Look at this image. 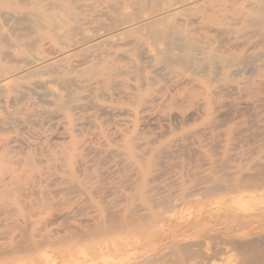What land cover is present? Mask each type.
<instances>
[{
  "label": "bare ground",
  "instance_id": "6f19581e",
  "mask_svg": "<svg viewBox=\"0 0 264 264\" xmlns=\"http://www.w3.org/2000/svg\"><path fill=\"white\" fill-rule=\"evenodd\" d=\"M56 2L71 11L66 0ZM238 18L239 33L227 39L211 27L180 26L164 13L127 20L93 40L80 65L67 55L47 61L41 67L55 75L27 85L18 80L28 79V71L15 74L0 63V97L16 106L0 124L17 133L1 140L0 216L15 219L21 231L0 243V258L61 246L65 264H264V45L258 47L264 0H244ZM46 20L61 25L57 15ZM247 27L251 32H244ZM21 30L18 39L25 35ZM147 43L153 67L166 70L168 80L165 73L142 75L141 89L129 82L132 70L119 58ZM134 69L142 74L141 65ZM240 74L243 79L236 80ZM163 79L174 94L161 95L166 87L157 84ZM217 80L222 83L215 85ZM68 81L74 89H67ZM52 83H66V90ZM39 89L53 109L33 101L42 95ZM129 96V104L121 105ZM199 119V126L191 124ZM251 121L256 127L247 125ZM40 125L55 134L40 136L34 130ZM26 131L37 141L63 144L42 140L31 149L32 141L19 138ZM246 131L253 146L235 151L231 136ZM105 186L117 193L99 200L91 218L65 232L49 229L69 215L63 207L70 201L86 195L88 203ZM51 209L58 210L57 220L40 225L32 218Z\"/></svg>",
  "mask_w": 264,
  "mask_h": 264
},
{
  "label": "rangeland",
  "instance_id": "374dc122",
  "mask_svg": "<svg viewBox=\"0 0 264 264\" xmlns=\"http://www.w3.org/2000/svg\"><path fill=\"white\" fill-rule=\"evenodd\" d=\"M132 1H134L135 3L134 2L132 3ZM219 1L220 0L218 1L217 0H183V1L182 0L181 1H178V0H141V1L140 0H66L67 5L71 8V11H67V12L68 13L70 12L69 14L72 13V15L68 14L67 16L66 15L67 12L65 10H61L60 8H58L59 5L56 2V0H0V13L4 16V20L1 19L3 21H0V22L2 23L5 22L4 29L3 30L0 29V63L5 67H12L13 73L15 74H18L22 71L24 72L28 71L27 73V76L29 77V78L27 77L28 79L18 80V82L21 85H27L29 80H34L35 78H39L41 76L44 78H52L53 75L55 74L46 73L45 68L41 67V65L45 64L47 61H54L56 59H60V57L65 59L67 55L68 56L67 58H69V60L72 63L76 65H80L87 58V55L91 51L90 44L92 43L93 40L97 39L99 35H102L108 31L117 29L121 25V23L127 20L134 19L135 21H140L143 18H150L155 15H159L163 13L168 15L169 21L173 23L176 22V24L180 26L190 25L192 27H195V26L196 27L202 26L204 28L211 27L217 30V32L221 31L220 32L221 34L223 33L224 35H226L225 39L233 38L235 37V35L239 33L238 32L239 26L242 25L237 22H239L238 14L240 10H242V4L244 0H221L220 2ZM133 9L135 10L132 11ZM213 10H214V13H216V11L217 13L214 14ZM223 10H225L226 12ZM9 14L10 15L12 14L13 17L10 16ZM53 15H57L59 17L58 23H60L61 25L56 26L55 23L48 22L46 20L48 16H53ZM6 16L10 20L7 19ZM71 16L73 19L71 18ZM22 17L26 18V20L22 19ZM18 18L21 21H19ZM15 20L18 21L19 23L18 22L16 23ZM26 25H28L27 27L32 25L30 27L31 29H28L29 35H27V32H25L27 27H25L24 32L22 29ZM10 26H13V30H12V27ZM221 29L222 30L225 29L226 32L224 33L225 30L222 31ZM20 30H21L20 33L23 32V34L25 33V35H23V37H20V39H18L20 35L19 34ZM251 30L252 29L250 27H247L244 30V32H251ZM1 33H3V37ZM6 34H8L9 37H6L7 36ZM4 37L7 38L8 43H6L7 42L6 40H5L6 42L3 41ZM17 43H19L20 45ZM76 43H77L76 45L77 47L75 48V50L71 51L70 50L71 47L69 46L71 44H76ZM29 44H30V47H29ZM262 45H264V41L261 43V45L259 44L258 47L263 49L264 46L262 47ZM144 48L146 49L144 50ZM150 48H151L150 43L143 44L141 46L132 48L127 53L125 52L126 54L124 55L125 57L121 56L119 58V60L122 62L124 66L132 70V73H130V75L128 76L129 82L132 85H139L141 89L144 88V86H142L143 84V80L141 78L142 75L158 74L159 76V74H161L163 78V75L165 73L164 77L168 80L167 75H166V70L156 71V69L153 67L154 61L148 56V51ZM247 50H252V49H247ZM139 51L140 52L144 51L145 53H141L143 54L141 56L139 54L140 53ZM6 52L10 53L14 57L13 56L11 57ZM120 52L124 53V51H120ZM32 53L34 56L31 55ZM141 57H143L142 61H140ZM14 59L17 60L19 63L15 61ZM11 60H14V61H11ZM28 60L29 62H26ZM36 60L39 62H36ZM32 61L34 64L30 65ZM138 65H141L143 67V71L141 72L142 74L140 75L134 72L135 71L134 67H137ZM226 70H228V72H231V73H233V71L235 72L234 67H227ZM30 71H33V72L35 71V72L33 73ZM39 72H41L42 74H40ZM70 75L71 77L75 78L78 76V73H72ZM243 77L244 75L240 74L236 77V80L240 81L243 79ZM167 80L163 79L160 81V83L157 84V86L164 85L166 87L165 88L166 90L163 89L161 95L166 96V94H168L167 96H169L170 94H174V92L171 89H169L171 88V85H170L171 83L168 82ZM69 83L70 84L68 85L70 87H67V85H65L66 83H60L58 85L56 83H52V86L57 90H63V91L66 90V88L64 87H67V89L69 90L70 88L74 89L75 84H73V82L71 81ZM221 83L222 81L217 80L215 82V85L221 84ZM168 84L170 85V87ZM194 88L195 89H193L192 91L199 90L198 87L197 88L194 87ZM39 91L42 92V95L41 94L33 95V98H32L33 101L37 102L40 108L48 109V110L53 109V105L50 104L51 103L50 96L45 95V91H43V89H39ZM86 93L87 91L81 90V94H86ZM129 99H130V96L122 97L121 100H123V102L120 104L123 106H127L129 104V101H128ZM15 108H16L15 104L11 102L10 103L5 102L4 98L2 99V97H0V117L1 118L6 117L8 115V112L13 111ZM201 123L202 121L201 119H199L191 124L193 126H199ZM252 123L254 124V121L249 122L247 125H249V127L250 126L256 127V125H250ZM113 125H114L113 121H110V126L112 127ZM4 127L7 128V126H3L0 124V136H1L0 146L2 145L1 143L2 139H5L7 137L8 138L15 137L17 134L15 131L13 132V130L11 129L6 131ZM227 127L228 125H224L218 128L219 130L217 131L224 130ZM34 130L38 134H40V136L42 137H44V135L48 136V135L55 134V128H50L49 125L48 126L47 125L36 126L34 127ZM21 133L22 135H20L19 138H22V140H25V141L30 140L33 142L31 149H36V148L38 149V146L42 145L43 142L51 143L52 145H53V142H55V140L52 141L49 138L41 139V141H37L34 139V136H37V135H31L32 134L31 131H26V132H21ZM249 133L250 131H246L244 133L241 132L239 134L232 135L233 137L231 136L232 143H238L235 147L236 149L235 151H238V152L241 150L247 151L248 148L253 146L251 139L248 137ZM145 134L150 135L152 133L147 132ZM38 142L40 143L42 142V143L39 144ZM62 142H63L62 140H56L55 143L61 145L63 144ZM243 146H246V147H243ZM25 151H27V149ZM110 176H114V175H110ZM99 192L100 193L96 194L93 197L92 201L88 203H84V200H83V198L86 197V195L77 197L73 199L72 201H70L66 207L65 206L63 207L65 211L68 210L69 215L64 217L65 220L63 218H57L58 221H54L53 223H51V225L49 226V229H52L54 232L59 229L65 232V228H68L72 225L79 226L81 223L85 222L81 219L87 220L91 218L92 212L95 209H97L98 208L97 205L100 204L99 200L101 199L104 201L111 200L113 197H115V193H117V190L116 189L109 190V188L105 186ZM78 209L79 211L80 210L81 211L78 212ZM57 212L58 210L51 209L48 211H42L41 212L42 214H36V215L32 213L31 214H32V218L38 219L40 221V225H44L47 221H50L51 219L53 220V218L56 219L54 214H56ZM19 220L21 221V219ZM14 222H15V219H12V217L10 216H3V215L0 216V225H1L0 226V233H1L0 243H4L5 241L8 242L11 237L17 236L20 234L21 232L20 228L14 227L15 226ZM8 233L11 236L8 235ZM6 238H9V239H6ZM61 251H62V247L56 246V247H46V249H43L41 252L35 253L33 256L26 255V254H20V255H15V256H2L0 258V264H54V263L55 264H65L63 262L64 259L61 255ZM49 256L51 258L49 260H46L47 258H49Z\"/></svg>",
  "mask_w": 264,
  "mask_h": 264
}]
</instances>
